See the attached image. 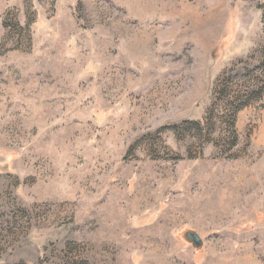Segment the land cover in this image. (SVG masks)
<instances>
[{
	"label": "rangeland",
	"instance_id": "374dc122",
	"mask_svg": "<svg viewBox=\"0 0 264 264\" xmlns=\"http://www.w3.org/2000/svg\"><path fill=\"white\" fill-rule=\"evenodd\" d=\"M0 264H264V0H0Z\"/></svg>",
	"mask_w": 264,
	"mask_h": 264
},
{
	"label": "water",
	"instance_id": "95a60500",
	"mask_svg": "<svg viewBox=\"0 0 264 264\" xmlns=\"http://www.w3.org/2000/svg\"><path fill=\"white\" fill-rule=\"evenodd\" d=\"M182 237L188 243H190L195 249L202 247V238L198 232L193 230H183Z\"/></svg>",
	"mask_w": 264,
	"mask_h": 264
}]
</instances>
